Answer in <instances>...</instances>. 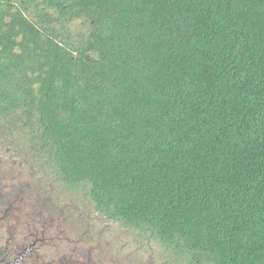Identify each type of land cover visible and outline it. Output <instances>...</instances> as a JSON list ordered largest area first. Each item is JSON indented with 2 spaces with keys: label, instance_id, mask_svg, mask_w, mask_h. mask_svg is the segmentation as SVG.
I'll list each match as a JSON object with an SVG mask.
<instances>
[{
  "label": "trees",
  "instance_id": "16d2710c",
  "mask_svg": "<svg viewBox=\"0 0 264 264\" xmlns=\"http://www.w3.org/2000/svg\"><path fill=\"white\" fill-rule=\"evenodd\" d=\"M0 143L167 264H264V0H0Z\"/></svg>",
  "mask_w": 264,
  "mask_h": 264
},
{
  "label": "flooded vegetation",
  "instance_id": "af4514ba",
  "mask_svg": "<svg viewBox=\"0 0 264 264\" xmlns=\"http://www.w3.org/2000/svg\"><path fill=\"white\" fill-rule=\"evenodd\" d=\"M8 160L26 166L0 143V165ZM44 181L32 177L25 183L0 170V264H134L90 249L85 225L90 214L71 209Z\"/></svg>",
  "mask_w": 264,
  "mask_h": 264
},
{
  "label": "rangeland",
  "instance_id": "374dc122",
  "mask_svg": "<svg viewBox=\"0 0 264 264\" xmlns=\"http://www.w3.org/2000/svg\"><path fill=\"white\" fill-rule=\"evenodd\" d=\"M8 161L7 164L0 165V170L7 172L8 177H17L25 183L32 178L29 166L14 165L10 160ZM63 199L72 202L69 198ZM81 204L85 206V201L82 200ZM72 208L73 205H71ZM85 225L88 226V246L93 251L98 250L105 256L117 257L120 260L130 259L134 264H162L155 259L159 255L155 248L139 246L132 241L127 230L117 223L107 222L98 216L90 215Z\"/></svg>",
  "mask_w": 264,
  "mask_h": 264
}]
</instances>
